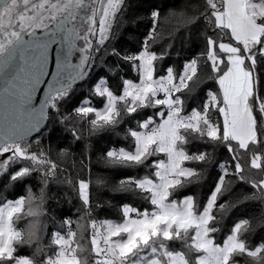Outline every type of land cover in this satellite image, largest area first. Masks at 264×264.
Instances as JSON below:
<instances>
[{"label": "snow or ice", "instance_id": "snow-or-ice-1", "mask_svg": "<svg viewBox=\"0 0 264 264\" xmlns=\"http://www.w3.org/2000/svg\"><path fill=\"white\" fill-rule=\"evenodd\" d=\"M127 7L126 0H0V74L20 58L15 89L0 91V178L7 175L15 185L35 176L42 185L38 195L29 188L26 198L7 199V185L0 191V264H264V237L254 239L264 233V0H185L182 12L168 15L161 0L139 49L126 52L109 45L113 22L119 26ZM162 17L180 24L169 34L167 50L157 52ZM135 23L129 17L125 27ZM177 42L194 50L181 72L167 66L164 74L158 62L172 55ZM54 45L55 69L49 73ZM102 51L116 58L107 65L110 72L118 77L116 69L126 64L139 83L125 78L117 85L122 93H114L99 78L90 94L103 101L102 109L81 103L65 112L59 105L68 87L89 77ZM46 109L55 114L53 126L61 125L70 137L67 146L54 150L41 142ZM131 121L135 128H121ZM102 132H123L128 147L105 150L98 164L145 170L115 184L95 180L101 191L131 194L150 205L123 203L121 222L93 218L102 205L93 203V181L83 176L85 168L91 170V138ZM81 143L77 159L72 153ZM220 149L230 159L219 161ZM161 154L166 159H153ZM249 154L256 172H246L241 162ZM209 168H217L218 178L206 199L184 191L201 184ZM54 183L68 188L70 202H80L79 218L91 220L90 247L79 220L74 230L65 218L63 231L45 236L40 217ZM241 185L248 187L236 195ZM246 203L259 207L221 236L225 219ZM26 217V227H16ZM55 220L53 213V227ZM176 241L187 253L171 250ZM23 249L30 255H21Z\"/></svg>", "mask_w": 264, "mask_h": 264}, {"label": "trees", "instance_id": "trees-1", "mask_svg": "<svg viewBox=\"0 0 264 264\" xmlns=\"http://www.w3.org/2000/svg\"><path fill=\"white\" fill-rule=\"evenodd\" d=\"M199 0H193V3H198ZM164 9H167L165 15L169 13H179L184 9L185 0H163ZM127 9L124 12V16L119 26L116 29L115 35L110 47H116L122 51H137L140 47V43L144 36L147 35L148 29L152 25V21L149 19V15L153 9L161 5V0H128ZM163 10V9H162ZM129 17H132L136 23L135 26L127 25L125 27V22ZM180 24L178 19L169 18L165 20L163 17L159 22V31L157 32L158 37V47H156L157 52L167 50V41L169 40V34L176 30L177 25ZM131 29V30H130ZM194 49L184 48L181 49L179 42H177L176 48L172 49V55L165 59L163 62H158L162 64L164 69V74H166V67L171 66L174 70L179 73L182 71L183 63L190 58L191 52ZM179 51V57L176 53ZM197 54H198V50ZM115 57L109 54L103 53L100 55V59L97 61L96 66L89 76V78L79 85L76 90L71 94V96L60 105V108L65 112H70L75 109L79 104L87 100L89 103L96 108H100L103 104L102 100H99L95 95L90 94L91 87L99 81V78H105L109 81L111 90L114 93H121L122 88H118V84H122L125 78L132 80L133 82L138 81V75L135 70L131 69L128 65L116 69L119 72V76H115L114 72H110L107 65L113 64L115 62ZM122 63V62H121ZM262 86H264V74H262ZM204 93L200 92L199 96L191 101L193 106H196L202 99ZM149 113L153 110L149 109ZM55 114H51L50 120L48 122V127L44 131V135L41 142L47 147L51 146L52 149L65 147L70 143V137L64 131L63 127L59 124L53 126V118ZM131 126L136 127V122L131 121V124H122L121 128L125 129ZM92 143V153H91V170L88 168L84 169L83 176L86 180H92L93 184L91 186V191L93 193V203H101V207L96 208L93 213V218L98 222L105 219L111 220L113 222H121L122 215L120 212V206L123 203H128L132 206L150 208L149 204H145L142 200L132 196L131 194H114L109 191H101L95 185L96 179H106L110 184L117 183L120 179L129 176L142 177L145 175L144 169H105L103 165L97 163V158L107 149L112 147H128V141L123 139V132L120 136H116L111 133L102 132L91 138ZM80 147V148H79ZM84 145L76 147L75 152L72 153L73 156L79 158L80 152L83 150ZM204 150V149H201ZM210 150V149H209ZM216 157L219 161L223 162L226 159H230V156L223 149L217 150ZM250 158L249 154L246 158H241V162L245 165L246 172H256L250 168ZM155 160V158H153ZM68 164H73L74 161L71 157L67 160ZM192 167H198V165H189ZM217 168H209L207 170L206 177L201 184L190 185L184 191L195 195L199 199H206L207 195L210 193L217 181ZM7 185V199H15L19 197H26L28 194V189L32 188L33 192L38 195L39 189L42 186L38 177H30L26 181H19L15 185L9 183L8 176L3 175L0 178V191L3 190V186ZM247 185H241L240 189L236 190V195L240 193L241 190H246ZM68 188L60 184H52L51 191L49 195L52 197L51 200L47 201L44 206V215L40 217L42 223L44 224V234L46 237L50 236L51 231L64 229L60 228L61 222L65 219L72 220V227L76 229V223L79 220L80 223L86 224L91 222L90 219L85 217L84 219L79 218V213L76 209L80 207V202L78 200L70 198L66 193ZM259 206L253 203H246L245 205L237 208L231 213V218H226L224 221V231L221 236L226 235L227 231L230 229L231 225L239 218L250 217L253 215ZM27 209L25 208V211ZM55 214V227L51 223L52 214ZM30 218H25V221H16V227L22 229L26 227V221ZM66 227V226H65ZM87 228V227H86ZM87 238V231L84 233ZM264 237V233L257 234L254 239L259 241ZM83 242V241H82ZM90 247V245L88 244ZM171 250L174 251H184L187 253V249L182 246L178 241L173 242L171 245ZM21 255H30L27 249H23L20 252Z\"/></svg>", "mask_w": 264, "mask_h": 264}, {"label": "water", "instance_id": "water-1", "mask_svg": "<svg viewBox=\"0 0 264 264\" xmlns=\"http://www.w3.org/2000/svg\"><path fill=\"white\" fill-rule=\"evenodd\" d=\"M127 1L128 0H126V2ZM112 27H113V29H115V32H116V29H117L118 26H117L115 21L113 22ZM97 29H98V25H97ZM97 38H98V31H97ZM77 43L82 44L83 41H77ZM55 47L56 46L54 45L53 49H52V51L50 53L49 73H51L55 69ZM103 53L104 52L102 51L101 53H96L95 54V56H94L95 65H96L97 61L100 59V55H102ZM5 59H7V54H5ZM74 62H75V57H74ZM19 67H20V58H19V56H17L14 61H12L9 65H7L5 67L3 73L0 74V91H3L5 94H7L9 91H13L15 89L16 77H17V69ZM93 69H91V72L93 71ZM90 74H89V76H90ZM49 78H50V76H49ZM87 79L88 78L81 77V78L77 79L71 86H69L68 89H67V93H68L67 97L64 100L60 101V105L63 104L64 101L67 100L71 96V94L74 92V90H76L77 87L79 85H81L82 83H84ZM43 87L44 86H42V89H43ZM43 96H44L43 90L38 92V94H37V103H39V99L43 98ZM60 105H59V107H60ZM51 114L52 113L50 112L49 109L45 110V120L41 122V126H43L44 124L48 125V122L50 120ZM0 134H2V133H0ZM29 135L34 137L36 135V131L35 130L32 131L31 133H29ZM4 171H5V169L2 166H0V173H3Z\"/></svg>", "mask_w": 264, "mask_h": 264}, {"label": "rangeland", "instance_id": "rangeland-1", "mask_svg": "<svg viewBox=\"0 0 264 264\" xmlns=\"http://www.w3.org/2000/svg\"><path fill=\"white\" fill-rule=\"evenodd\" d=\"M94 70V69H93ZM93 72V71H92ZM91 72V73H92ZM91 75V74H90ZM89 78V77H88ZM99 82V81H98ZM134 83H139V78H138V81H136V82H134ZM121 93H122V91H121ZM162 95V94H161ZM82 104H90L89 103V101H87V100H84V101H82L81 102ZM80 103V104H81ZM79 104V105H80ZM92 106V105H91ZM102 107H103V104H102V106L99 108V109H102ZM220 123H221V125H222V118L220 119ZM155 159H166L165 157H163V154H161L160 156H158V157H154ZM12 171H15V168H12V169H10L9 170V174L12 172ZM27 196H28V194H27ZM26 196V197H27ZM25 197V198H26ZM27 211V210H26ZM90 224H91V222H89V223H87V225L85 224V226L87 227V235H88V244L90 245V234H91V228H90Z\"/></svg>", "mask_w": 264, "mask_h": 264}]
</instances>
